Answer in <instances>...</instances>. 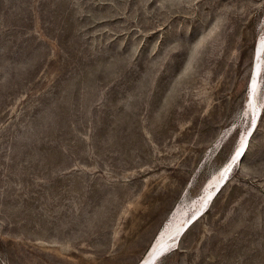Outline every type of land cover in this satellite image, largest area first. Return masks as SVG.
Instances as JSON below:
<instances>
[{
  "label": "rangeland",
  "instance_id": "rangeland-1",
  "mask_svg": "<svg viewBox=\"0 0 264 264\" xmlns=\"http://www.w3.org/2000/svg\"><path fill=\"white\" fill-rule=\"evenodd\" d=\"M254 116L155 264H264V0H0V264H137Z\"/></svg>",
  "mask_w": 264,
  "mask_h": 264
},
{
  "label": "bare ground",
  "instance_id": "bare-ground-1",
  "mask_svg": "<svg viewBox=\"0 0 264 264\" xmlns=\"http://www.w3.org/2000/svg\"><path fill=\"white\" fill-rule=\"evenodd\" d=\"M257 76L258 73L256 72V76H254L251 86L256 84L255 81ZM252 119V122H256L254 126L255 129L258 117L254 116ZM254 129H251L250 132H248L249 130L245 131L242 134L239 143L236 145L231 154L230 159L206 180L201 193L193 199L190 213H188V210L179 211V208L176 207L177 210L172 213L171 217H169V221H167L165 225L163 224L164 226L161 227L160 231L156 234L155 238L149 245V248L137 264H155L158 258H160L165 252L175 247L189 226L207 211L222 187L229 180L230 174H232L231 172L236 162H238L240 157L244 156ZM242 150H244V152L242 153V156H240ZM190 221L192 222L185 229V226Z\"/></svg>",
  "mask_w": 264,
  "mask_h": 264
},
{
  "label": "water",
  "instance_id": "water-1",
  "mask_svg": "<svg viewBox=\"0 0 264 264\" xmlns=\"http://www.w3.org/2000/svg\"><path fill=\"white\" fill-rule=\"evenodd\" d=\"M253 76H256V71H254ZM255 124H256V122H253V124H252V126H251V129H254ZM251 129H250V130H251ZM250 130H249L248 132H250ZM252 132H253V131H252ZM243 152H244V150H242L240 156H242V153H243ZM191 222H192V221H190V222L185 226V229L188 227V225H189Z\"/></svg>",
  "mask_w": 264,
  "mask_h": 264
}]
</instances>
